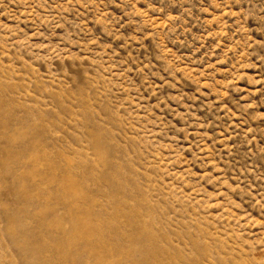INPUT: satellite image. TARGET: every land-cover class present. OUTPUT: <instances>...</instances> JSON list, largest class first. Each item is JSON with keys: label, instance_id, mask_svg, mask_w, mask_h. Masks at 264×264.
<instances>
[{"label": "rangeland", "instance_id": "1", "mask_svg": "<svg viewBox=\"0 0 264 264\" xmlns=\"http://www.w3.org/2000/svg\"><path fill=\"white\" fill-rule=\"evenodd\" d=\"M264 0H0V264H264Z\"/></svg>", "mask_w": 264, "mask_h": 264}, {"label": "clouds", "instance_id": "2", "mask_svg": "<svg viewBox=\"0 0 264 264\" xmlns=\"http://www.w3.org/2000/svg\"><path fill=\"white\" fill-rule=\"evenodd\" d=\"M262 15H264V13H262Z\"/></svg>", "mask_w": 264, "mask_h": 264}]
</instances>
